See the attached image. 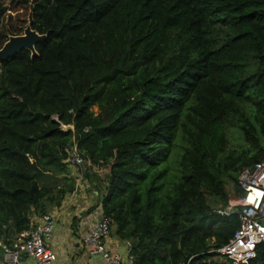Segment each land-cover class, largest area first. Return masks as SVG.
Listing matches in <instances>:
<instances>
[{"label":"trees","instance_id":"trees-1","mask_svg":"<svg viewBox=\"0 0 264 264\" xmlns=\"http://www.w3.org/2000/svg\"><path fill=\"white\" fill-rule=\"evenodd\" d=\"M27 25L37 54L0 63V239L73 192L76 143L132 264H231L214 210L264 159V0H0V47Z\"/></svg>","mask_w":264,"mask_h":264},{"label":"built area","instance_id":"built-area-1","mask_svg":"<svg viewBox=\"0 0 264 264\" xmlns=\"http://www.w3.org/2000/svg\"><path fill=\"white\" fill-rule=\"evenodd\" d=\"M68 168H76L77 180L85 179V158L74 143L66 158ZM236 182L240 189L232 194L224 207L216 208V214L224 217L236 212L238 226L229 240L216 252L231 264H250L256 257L257 249H264V159L253 167H243L237 172ZM100 215L97 223L81 235V241L91 255L98 256L102 264H132L129 254L130 242L125 241L126 257L111 253L106 247L105 238L110 233L111 219L104 216L101 206H97ZM54 220L52 215L44 213L33 217L29 226L20 231L12 242L0 239V264H23L26 256L32 264H54L57 255L47 242L52 236Z\"/></svg>","mask_w":264,"mask_h":264},{"label":"crops","instance_id":"crops-1","mask_svg":"<svg viewBox=\"0 0 264 264\" xmlns=\"http://www.w3.org/2000/svg\"><path fill=\"white\" fill-rule=\"evenodd\" d=\"M75 169H70L74 175L75 189L59 206L51 207L47 212L54 220L53 233L47 245L57 255L54 264H102L99 257L91 255L81 241V235L89 231L100 218L97 211L100 193L89 172H86L85 179L77 180ZM105 243L111 253L126 257L125 241H121L113 231L105 238ZM22 263L32 264V261L23 256Z\"/></svg>","mask_w":264,"mask_h":264},{"label":"water","instance_id":"water-1","mask_svg":"<svg viewBox=\"0 0 264 264\" xmlns=\"http://www.w3.org/2000/svg\"><path fill=\"white\" fill-rule=\"evenodd\" d=\"M45 34H40L27 25L23 29V33L18 35H10L8 39L0 47V63L8 58L13 57L17 52L22 49L31 51V55H36L35 44L44 40ZM233 177L236 178L237 172H234Z\"/></svg>","mask_w":264,"mask_h":264},{"label":"rangeland","instance_id":"rangeland-1","mask_svg":"<svg viewBox=\"0 0 264 264\" xmlns=\"http://www.w3.org/2000/svg\"><path fill=\"white\" fill-rule=\"evenodd\" d=\"M92 110L95 113H97V111H98L96 106H94L92 108ZM227 134H228V138H229V144H228L229 147L234 148V149H241V148L245 147L242 134L238 131L237 128H233L232 126H229L227 128ZM68 176H69V178H73L74 177V175L71 173L70 169H69ZM222 178H223V180L225 182V187H226V190L228 192V200H229L230 195L232 194V196H233V193H230V190H231V186L230 185H231V182H232V178L229 175H226V174H222ZM40 182L41 183H48L49 181L46 180V179H43Z\"/></svg>","mask_w":264,"mask_h":264}]
</instances>
